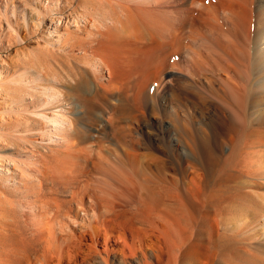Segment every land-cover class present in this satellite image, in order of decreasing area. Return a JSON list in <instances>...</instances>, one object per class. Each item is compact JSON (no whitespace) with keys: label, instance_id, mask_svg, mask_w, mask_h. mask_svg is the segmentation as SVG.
Instances as JSON below:
<instances>
[{"label":"bare ground","instance_id":"obj_1","mask_svg":"<svg viewBox=\"0 0 264 264\" xmlns=\"http://www.w3.org/2000/svg\"><path fill=\"white\" fill-rule=\"evenodd\" d=\"M48 21L9 88L51 138L0 132V264H264V0H0L21 43Z\"/></svg>","mask_w":264,"mask_h":264},{"label":"rangeland","instance_id":"obj_2","mask_svg":"<svg viewBox=\"0 0 264 264\" xmlns=\"http://www.w3.org/2000/svg\"><path fill=\"white\" fill-rule=\"evenodd\" d=\"M77 5L78 2L76 3V6ZM67 12H70V10H68ZM49 25L50 21H48L47 25H45L46 31H41V29L38 30L36 28L34 29L30 24L26 27H19V29H21V36L26 39V41L22 43L16 39H13L12 33L8 31V29H5L4 31L0 30V78L4 80L6 82L4 84L7 85V87L5 85L6 88L4 87L3 91L1 92L2 94L0 95V132L4 131L5 128L7 130H13L17 126L19 128L21 127L25 129H30L31 127L35 128V130L37 129V131H34L33 133L35 139L44 140L46 142L51 138L49 130H43L44 125H41L40 121H37L36 125L33 122L34 118L29 117V119H27L21 112L22 109H29L33 107V100L36 98V96L37 99L38 97L43 98V93L39 90V93H37L36 95V93L29 91L30 96L33 95L34 99L23 101V98L28 92L26 87H23L26 86L24 85L26 84L25 81L21 82L23 83V86H20L21 89L18 87L16 91H13L11 90V88H9L13 73L16 74L17 78H20V76H22V74L24 75L26 72L29 73V75H26L27 78H37V75L39 74L38 70L36 69L37 66H34L36 60H40L44 67L46 65L49 66L47 63L44 62V59L48 57H50V59H53V57L48 54L46 55L44 51H41V48H51L52 44H50L49 42H54L53 39L55 38V35H50V33L47 31ZM52 32L54 33V30H51V33ZM45 55L47 57H45ZM32 65L34 67H32ZM57 72L58 71L56 69L48 67V78L54 80L57 77L62 80L74 79V75L71 74L72 72L68 69H64L61 73ZM12 148V144H8L6 141L4 142V139L0 138V156L9 155ZM18 157L21 158L23 162H25L29 166L30 169H28L27 172L32 173L31 170H33L34 168V160H31L29 157L26 156ZM43 165H45V162L43 163ZM4 169L5 168L0 165V170L4 171ZM11 198L15 201L20 200V197Z\"/></svg>","mask_w":264,"mask_h":264}]
</instances>
